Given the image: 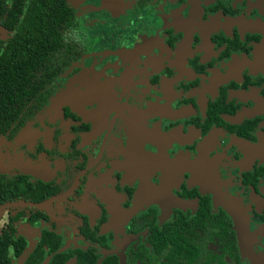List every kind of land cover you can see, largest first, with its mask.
Masks as SVG:
<instances>
[{
  "label": "flooded vegetation",
  "instance_id": "obj_1",
  "mask_svg": "<svg viewBox=\"0 0 264 264\" xmlns=\"http://www.w3.org/2000/svg\"><path fill=\"white\" fill-rule=\"evenodd\" d=\"M65 2L59 68L0 116L12 264H264V0Z\"/></svg>",
  "mask_w": 264,
  "mask_h": 264
},
{
  "label": "trees",
  "instance_id": "obj_2",
  "mask_svg": "<svg viewBox=\"0 0 264 264\" xmlns=\"http://www.w3.org/2000/svg\"><path fill=\"white\" fill-rule=\"evenodd\" d=\"M65 1L0 0V24L12 32L6 42L0 41V116L15 113V102L34 97L36 83L59 68L60 36L71 26L67 6H57ZM12 11L14 15L5 16ZM8 247L0 243V264H12Z\"/></svg>",
  "mask_w": 264,
  "mask_h": 264
},
{
  "label": "rangeland",
  "instance_id": "obj_3",
  "mask_svg": "<svg viewBox=\"0 0 264 264\" xmlns=\"http://www.w3.org/2000/svg\"><path fill=\"white\" fill-rule=\"evenodd\" d=\"M142 25L140 24V22H134L133 26H131L129 29L130 31L126 32V36H129L130 32H139V30H141ZM152 27V26H149ZM96 29L105 31V29L100 28L99 26L95 27ZM114 28V35H122V31H119L120 27H113ZM111 33V31H110ZM0 36H5V32L0 30ZM112 36L108 35L107 38H110Z\"/></svg>",
  "mask_w": 264,
  "mask_h": 264
},
{
  "label": "water",
  "instance_id": "obj_4",
  "mask_svg": "<svg viewBox=\"0 0 264 264\" xmlns=\"http://www.w3.org/2000/svg\"><path fill=\"white\" fill-rule=\"evenodd\" d=\"M240 232H241V235H243V234H242V233H243L242 226H241V228H240ZM44 264H48V260H47V262H45Z\"/></svg>",
  "mask_w": 264,
  "mask_h": 264
}]
</instances>
